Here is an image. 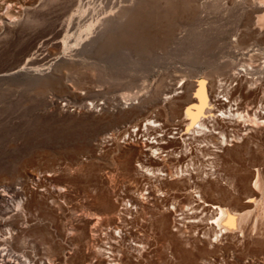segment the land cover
<instances>
[{
	"label": "rangeland",
	"instance_id": "374dc122",
	"mask_svg": "<svg viewBox=\"0 0 264 264\" xmlns=\"http://www.w3.org/2000/svg\"><path fill=\"white\" fill-rule=\"evenodd\" d=\"M233 1L0 0V234L9 227L16 257L29 264H113L111 253L118 250L115 264H223L221 257L225 264H264V250L252 242L260 238L238 236V221L234 239L211 235L205 244L193 241L202 239L201 231L179 221L180 231L171 232L185 240L181 250L167 243L159 223L181 217L188 199L169 185L180 178L146 174L159 165L137 159L139 139L130 130L136 125L144 134L145 112L163 123L161 107L174 110L192 99L194 92H179L183 82H204L212 99V83L217 90L218 81L230 82V71L264 62V6ZM254 77L233 106L242 113L264 93V71ZM237 86L232 81L229 88ZM172 89L177 95L164 103ZM244 142L236 139L218 151L233 159L218 180L223 188L230 187L228 175L249 162ZM260 175L256 202L264 195L263 168ZM12 190L22 191L18 210ZM157 190L173 198L163 202ZM203 194L211 202L221 197ZM125 204H131L127 213ZM248 210L244 230L254 225L255 233L263 231L264 220L251 208L242 211ZM90 228L93 241L83 236ZM135 243L143 245L140 251Z\"/></svg>",
	"mask_w": 264,
	"mask_h": 264
},
{
	"label": "bare ground",
	"instance_id": "6f19581e",
	"mask_svg": "<svg viewBox=\"0 0 264 264\" xmlns=\"http://www.w3.org/2000/svg\"><path fill=\"white\" fill-rule=\"evenodd\" d=\"M238 1L239 0H234L232 4ZM258 6L263 7L264 0H258ZM263 21L264 18L261 22L263 23ZM263 71V61L262 63L253 65L250 63L248 65H242L239 69L230 71L228 74L230 82L218 81L219 83L216 85V88L219 90L214 88L215 84H211L210 90L212 99L209 98V93L207 94L204 82L198 81L196 84H190L189 87L183 82V85H181L183 90L179 92L185 94L187 91L185 96H189L191 91L194 92L195 95L192 99L186 100L184 104H180L179 108L176 107L174 110L172 108H167L166 110V106L161 107L166 117L163 123H159L157 119H155L156 115H151L149 111L145 112L140 123V127L142 131L144 130V134H138L139 127L136 125H133L132 129H130L132 138L139 139L137 159L154 162L159 165L155 172L145 169L147 175L157 179H164L163 177H167L170 180L181 179V181L169 183V185L176 186L174 188L175 192L180 190L183 191L188 199V204L185 205L184 208H181L182 216L173 217L171 224L165 223L163 217L162 219L160 218L161 222L159 223L161 236L177 250L182 247L185 240L176 239L175 234L171 231L179 232L180 222H187L189 223V228L194 227L196 230L201 231L202 235L200 238L202 239L193 237V241H200V243L202 241L204 244L205 242L207 243L211 235L213 237L215 236V239L218 234L234 239L236 236L234 232L235 227L233 226L235 223L238 224V222H240V229L237 235L247 238H260L261 240H252V242L256 245L258 244L260 250H264V230L255 233L254 225L252 228L247 227L244 230L249 221L248 214L250 210L242 211L245 210V208H251L252 215L254 214L260 221L264 220L262 219L264 217V195H262V197L260 196L257 202L254 196L256 194L254 189H259L261 184V169H264V138L257 136V133L260 131L259 129L264 128V112L260 111V109H264V107H262L264 93L261 95L262 97L258 105L244 107L245 111H243V113L241 106L233 107L237 105L236 100L239 95L251 89L250 86L256 80L254 76ZM232 81H236L238 84L235 89L229 88ZM175 89L165 94L163 97L164 103L177 95L178 91ZM223 97L225 99H221ZM204 106L206 107L204 108ZM217 111L221 112V116L217 115ZM178 117H180V120H176ZM170 131H174L171 132L173 136H168L167 138L166 134ZM254 131L256 132L255 135H249L250 132ZM151 133H155L156 137H150ZM128 137L130 138V135H127V139ZM239 138L245 139L243 145L245 150H243L244 153H242V155L245 156L244 159H248L247 161L249 162L246 165H242L241 168L236 170L232 175L229 176L227 174L230 187L223 188L219 185L218 180L222 176H225L222 171L226 172L229 168L230 161L233 159H225L222 155L218 154V151L220 148L227 145L228 142L235 141ZM171 146H173V148H171ZM235 149H237V147ZM234 160L242 162L241 159ZM140 167H142V165ZM39 177L36 176L34 180L37 182L40 181ZM209 177H212L211 180H205V178L207 179ZM203 190L216 193L221 197L217 200H212L213 202L207 201L203 194ZM157 191V195L162 197L161 201L163 202L173 198L171 193L167 190ZM21 192L20 190H12V197L15 201L14 206L17 208L16 210L21 208L22 203H25L24 199L21 197ZM146 193L148 192H143V194ZM143 194L142 192H138V198L143 199ZM251 198L252 201L249 205L248 199ZM125 206V213H127V207H130L131 204H125ZM207 207L210 208L211 215L208 216L210 220L206 221L207 218H204L207 224V226L204 227L202 216L206 215ZM170 209L175 210L176 207L172 204ZM186 213L190 216L186 217ZM185 218L188 220H185ZM116 220L113 222V224H115L113 228L118 232V219ZM126 224L127 223L123 225ZM135 225L134 223V226ZM7 231L8 233L2 232L3 234H0V263L6 260V262L10 261L12 264H29L27 258H18L16 257L18 255H15L9 250L12 233L9 227H7ZM92 231V228H90L86 233L85 229H83V236L86 240L87 238H90L92 241L94 240L95 234ZM136 244L138 243H135L134 250L140 251L143 245L140 243L138 245ZM100 250L101 249L96 248L93 251V255L95 256ZM117 251L118 250H116L115 253H111L113 256L110 260L113 264L119 260L120 254ZM204 251L205 248H200V252L203 253ZM221 261L225 264L222 257ZM217 263L218 262L214 259H211L207 264Z\"/></svg>",
	"mask_w": 264,
	"mask_h": 264
}]
</instances>
